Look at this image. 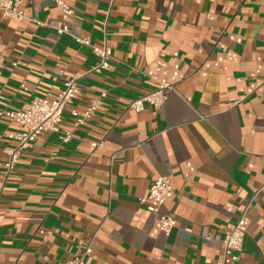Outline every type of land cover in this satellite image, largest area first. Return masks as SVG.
<instances>
[{
  "label": "crops",
  "instance_id": "1",
  "mask_svg": "<svg viewBox=\"0 0 264 264\" xmlns=\"http://www.w3.org/2000/svg\"><path fill=\"white\" fill-rule=\"evenodd\" d=\"M66 1L71 33L57 32L55 0H24V19L0 10V264H61L89 243L91 264H216L244 212L236 264H264V0ZM74 35L109 46V66L91 71L100 57ZM74 76L60 130L7 172L23 128L5 112ZM161 82L174 90L159 107H129ZM159 175L173 186L169 235L140 202Z\"/></svg>",
  "mask_w": 264,
  "mask_h": 264
},
{
  "label": "built area",
  "instance_id": "2",
  "mask_svg": "<svg viewBox=\"0 0 264 264\" xmlns=\"http://www.w3.org/2000/svg\"><path fill=\"white\" fill-rule=\"evenodd\" d=\"M24 0H0V10L3 15L9 18L24 19L26 18L25 11L22 8ZM62 8V16L64 24L57 28L59 34L71 33V28L68 25V19L73 15L74 9L66 0H55ZM37 24H42L37 22ZM77 42L89 45L93 51L96 52L100 59L97 64L92 66L91 71L100 72L109 66L111 59V49L109 46L95 47L91 45V41L85 36L74 35ZM16 63H14L15 65ZM79 76H74L69 79L62 90L51 98L35 97L28 102L23 109L15 111H7L5 114L18 122L22 126L21 131L9 134L10 138L17 140L16 146L7 147L5 150L6 159L4 166L7 172H11L21 153L30 147L35 138L46 130L59 131L62 122L63 113L67 105L79 98L80 89L78 86ZM174 90V85L171 82H161L158 86L133 99L129 103V107L141 111L146 105L159 107L167 98L168 93ZM103 96L105 93L102 94ZM1 97V92H0ZM97 104H90L83 112H78L73 109L71 111L75 119V125L82 124L89 120L95 110ZM0 114L3 112L0 111ZM72 135V128L66 130L62 134L63 140H68ZM101 141L93 142L92 149L101 146ZM264 188V184L262 186ZM173 193V186L171 180L163 175L157 176L151 184L148 194L140 198V202L145 203L151 201L149 208L156 214V218L160 224V229L165 235H169L171 230L177 225V218L174 213L163 209L167 199ZM248 220L245 212L241 214L233 228L226 230L222 239V255L216 264H236L239 260V253L242 250V240L247 232ZM92 252L91 244H87L84 250L78 256H75L61 264H91L87 261V257Z\"/></svg>",
  "mask_w": 264,
  "mask_h": 264
}]
</instances>
